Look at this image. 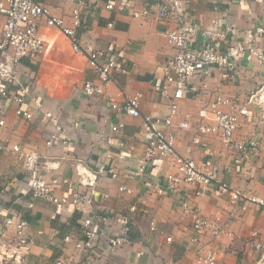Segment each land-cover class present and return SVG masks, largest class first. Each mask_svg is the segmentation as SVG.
<instances>
[{"label": "crops", "instance_id": "crops-1", "mask_svg": "<svg viewBox=\"0 0 264 264\" xmlns=\"http://www.w3.org/2000/svg\"><path fill=\"white\" fill-rule=\"evenodd\" d=\"M77 1L36 0L51 16L62 18L68 27ZM82 1L86 5L82 16L88 25L76 31L81 52L73 51L70 40L56 28L47 27L42 17L38 30L44 46L42 54L34 61L22 59L17 66L18 85L28 84L32 88V100L30 97L22 106L33 112L32 119L16 116L19 107L16 103L10 100L0 103V119L4 120L0 126V208L6 209L15 221L27 224L20 264H86L88 253L76 248L82 239L81 209L110 217L106 236L119 233L120 225L114 214L128 219L130 244L113 250L95 248L91 256L98 258L97 264H201L197 249L211 251L218 264H264V250L254 247L256 242L264 245V211L251 204L244 209L231 205L227 196L203 188L201 196L190 200V205L222 232L216 239L206 232L192 242L191 221L182 213L179 199L190 198L193 188L188 187V196L167 188L164 176L174 172L172 161H156L143 175L134 174L145 147L142 118L167 114V99L160 91L164 84L163 67L173 51L161 33L175 27L177 20L158 17L157 8L163 0ZM109 4L112 9L106 8ZM143 9L148 11L146 16H133ZM187 10V17L201 27H211L214 20L234 24L242 39H247L259 21H264V0H192ZM3 22L0 15V39ZM250 42L264 50V36ZM110 49L118 54L126 71L112 73V81L103 95L85 97L82 84L97 81V72L89 66L87 53ZM263 83L264 66L255 60L239 59L233 79H226L216 70L196 82L194 89H189L179 101L174 121L176 125L185 120L188 123L186 131L174 127L175 149L179 154L199 165L209 159L219 180L261 199H264V99L246 104L248 114L240 119L233 137L234 142L254 139L255 148L241 153L225 145L218 136L199 135L197 144L193 138L198 135L200 108L218 95L246 103ZM136 93L141 94L139 118L111 109V101L123 107ZM34 101L42 102L43 111L52 113L55 118L52 123L41 120L42 112L34 109ZM118 123H122V128L113 132L111 127ZM50 135L59 138L52 146L47 145ZM13 145H19L25 152H36L41 162L40 173L47 181L58 180L54 194L68 199L62 211L45 200L32 198L29 175L9 151ZM99 163L113 167L117 179L96 174ZM94 174L95 185H87L85 182ZM159 186L164 189L162 193ZM120 187L126 190L120 191ZM78 194L89 201L73 203ZM133 205L138 207L136 213L130 211ZM13 232L10 228L6 234L12 236ZM167 238L171 241L167 242Z\"/></svg>", "mask_w": 264, "mask_h": 264}, {"label": "built area", "instance_id": "built-area-1", "mask_svg": "<svg viewBox=\"0 0 264 264\" xmlns=\"http://www.w3.org/2000/svg\"><path fill=\"white\" fill-rule=\"evenodd\" d=\"M192 0H163L157 8L160 19H176L175 27L166 28L161 35L166 39L167 44L173 51V56L166 61L163 67L164 84L161 88V95L167 99V114L164 117L142 118V133L145 141L143 157L140 159L135 175H143L147 167L156 161L170 159L174 172L164 176V182L170 190L181 193L185 196L188 187H192L190 198L179 199V207L182 213L191 221L193 235L191 241H198L204 233H209L212 239L218 238L222 232L220 227L214 222L201 216L194 205H190V200H195L201 196V190L211 189L221 196H227L229 203L234 206L245 208L246 204H251L264 211V199L253 194L243 192L238 188H233L226 182L219 180L216 170L208 159L203 164H197L192 158L179 154L175 149L176 133L174 127L180 131L188 129L187 121H181L177 125L174 123L178 114V103L186 97V93L193 90L194 84L203 81L212 71H221L226 79H233L236 76L237 61L239 59L250 62L255 60L264 66V50L254 46L250 42L264 36V21H259L252 34L242 39L238 34L237 27L230 23H221V20H214L211 27H201L187 16ZM85 3L78 0L72 9L70 20L71 27L64 24L62 18H56L49 14L48 10L37 3L36 0H0V15L3 16L2 36L0 39V103L2 100L11 101L19 105L16 109V116L31 120L33 112L23 108L27 100L31 97L32 88L28 84L18 85L17 66L22 59L34 61L42 54L44 46L38 35L39 20L44 17L47 27L56 28L62 35L71 42L73 51L80 53L81 49L77 44V29L87 27L88 23L82 16ZM112 9L113 5L106 6ZM148 11L143 9L140 13H133L134 17L146 16ZM89 66L97 72V81H85L82 84L81 92L85 97H94L104 94V88L112 81V73L116 70L125 72L118 54L113 50H95L87 53ZM17 87V88H16ZM140 93L128 98L123 107L116 103H110L112 110H122L127 116L139 118ZM255 99H264V83L261 87L246 99V103L239 99H229L223 96L214 97L213 101L197 112L199 124L198 135L193 138L194 144L200 142L199 135H214L221 137L225 145L235 150L245 153L249 149L257 146V142L233 141L234 133L239 128L240 119L248 114L246 104H251ZM261 102V101H260ZM228 108V110H224ZM34 109L42 112V121L53 122L52 113L43 111V104L34 101ZM187 117V116H186ZM4 125V120L0 119V126ZM122 123L111 127L113 132L122 128ZM59 138L50 135L47 145L52 146L58 142ZM111 143V142H109ZM121 147L122 144L119 143ZM10 153L17 157L22 163L23 169L29 175V188L33 199H42L52 204L57 211H62L68 203L66 197H59L54 194L58 187L57 179L52 178L47 181L40 173V157L36 152H25L19 145H13L9 149ZM129 157L128 154H123ZM96 174L117 179L116 170L104 164L96 165ZM97 176L94 174L87 182L89 186H94ZM120 191H125L123 187ZM159 186L158 191L163 192ZM188 196V195H187ZM86 196L78 194L72 200L77 204ZM131 213L138 211L137 205L130 207ZM82 216L79 221L82 232V239L76 244V248L87 254L86 264H97L91 252L95 248L100 250L117 249L130 244V226L128 219L124 216H115L119 223V233L114 236H106L105 229L110 217L106 214L88 212L81 209ZM0 264H9L11 261L16 264L22 262L24 253L22 247L26 245V227L24 221H15L9 216L6 209L0 208ZM10 228L14 229L13 235L6 233ZM255 238V234H253ZM167 242L171 238L166 239ZM255 249L264 250V245L259 242L254 244ZM197 260L201 264H218L211 251L202 252L197 249ZM101 258V256L99 257ZM59 264V263H57Z\"/></svg>", "mask_w": 264, "mask_h": 264}]
</instances>
